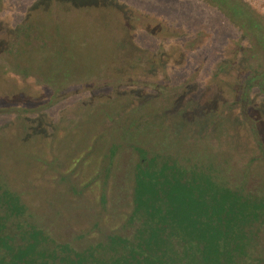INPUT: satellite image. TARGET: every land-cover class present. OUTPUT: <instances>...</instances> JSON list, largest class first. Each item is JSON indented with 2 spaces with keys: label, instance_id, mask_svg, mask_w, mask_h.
<instances>
[{
  "label": "rangeland",
  "instance_id": "rangeland-1",
  "mask_svg": "<svg viewBox=\"0 0 264 264\" xmlns=\"http://www.w3.org/2000/svg\"><path fill=\"white\" fill-rule=\"evenodd\" d=\"M245 1L264 18V0ZM58 20L82 26L88 40L80 41L81 61L90 62L81 78L99 69L105 77L52 98L51 86L11 70L5 55L14 46L31 51L35 73L39 45L50 40L44 27ZM249 45L203 0H0V180L34 222L82 249L133 232V145L161 159L219 165L263 192L264 93L255 87L242 97ZM130 114L141 121L130 126Z\"/></svg>",
  "mask_w": 264,
  "mask_h": 264
},
{
  "label": "trees",
  "instance_id": "trees-1",
  "mask_svg": "<svg viewBox=\"0 0 264 264\" xmlns=\"http://www.w3.org/2000/svg\"><path fill=\"white\" fill-rule=\"evenodd\" d=\"M203 1L216 7L249 38L250 45L243 51L250 70L243 100L255 87L264 93V18L245 0ZM65 21L58 20L49 31L44 27L43 34L52 43L43 39L39 45L42 60L35 73L30 60L36 56L31 51L14 46L5 55L11 70L33 74L51 86L52 98L73 82L105 77L99 69L81 78L90 62L81 61L86 51L80 41L88 40L82 26L74 28ZM24 34L27 43L30 34ZM26 60L30 65L22 64ZM140 119L141 115L130 114V126ZM132 147L139 162L127 218L134 227L130 236L108 234L84 249L61 242L34 222L21 195L0 180V264H264V191L249 188L245 178L233 182L221 174L219 165L161 159L167 155ZM117 149L112 143L111 158Z\"/></svg>",
  "mask_w": 264,
  "mask_h": 264
}]
</instances>
